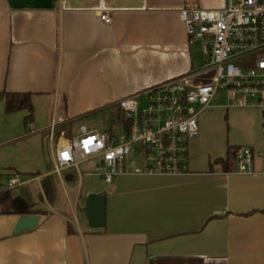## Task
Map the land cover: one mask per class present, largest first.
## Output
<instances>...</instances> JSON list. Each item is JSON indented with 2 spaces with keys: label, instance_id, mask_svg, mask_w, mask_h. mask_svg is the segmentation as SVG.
<instances>
[{
  "label": "crops",
  "instance_id": "crops-1",
  "mask_svg": "<svg viewBox=\"0 0 264 264\" xmlns=\"http://www.w3.org/2000/svg\"><path fill=\"white\" fill-rule=\"evenodd\" d=\"M183 1L0 0V92L31 93L34 105L26 126L27 110L7 113L0 99V193L17 175L21 184L8 189L44 212L34 229L21 232L15 227L23 215L0 212V264H264V161L258 158L251 174L235 171V157L229 170L217 162L230 148L260 146L263 119L257 108L214 102L223 92L199 115L200 134L190 141L181 174L128 167L112 183L104 181L105 193L83 189V176L97 175L83 174L80 164L56 171L59 138L89 127L82 119L178 76L190 75L198 85L210 81L203 45L189 38L180 18ZM201 2L210 9L224 5ZM114 112L104 129L117 122ZM59 115L64 122L52 132ZM65 124L70 135L59 136ZM74 168L79 181L71 198ZM57 176L66 194L54 206ZM46 177L51 200L42 186ZM91 193L106 198L102 228H92L86 216Z\"/></svg>",
  "mask_w": 264,
  "mask_h": 264
},
{
  "label": "built area",
  "instance_id": "built-area-1",
  "mask_svg": "<svg viewBox=\"0 0 264 264\" xmlns=\"http://www.w3.org/2000/svg\"><path fill=\"white\" fill-rule=\"evenodd\" d=\"M179 13L189 38L203 45L205 67L213 71L210 81L198 85L182 75L122 97L113 127L99 131L82 125L76 136L59 138L58 173L96 160L99 171L94 174L112 183L129 173L128 160L137 145L144 166L134 173L185 172L190 141L200 134L198 117L218 92L224 93L228 108H257L263 119L261 145L236 147L235 171L251 174L256 160L264 161V0H224L218 9L204 7L201 0H184ZM101 18L112 21L108 14ZM61 122V115L52 119V132ZM18 184L16 175L7 188Z\"/></svg>",
  "mask_w": 264,
  "mask_h": 264
},
{
  "label": "trees",
  "instance_id": "trees-1",
  "mask_svg": "<svg viewBox=\"0 0 264 264\" xmlns=\"http://www.w3.org/2000/svg\"><path fill=\"white\" fill-rule=\"evenodd\" d=\"M0 99L5 101V110L7 113H14L21 110H27L28 114L25 117V125L28 126L34 121V105L32 102L31 93H19V92H0ZM70 125L65 124L58 128L57 134L70 135L69 134ZM235 148H230L225 159L219 158L217 162L223 164L226 170H229L228 164L234 159ZM42 186L46 197L51 200L53 196V186L51 183V178L46 177L42 180ZM0 203H1V213H10L18 215H39L44 212L35 208V205L28 201L22 196H17L12 190L5 188L0 193ZM157 264H167L162 262H157Z\"/></svg>",
  "mask_w": 264,
  "mask_h": 264
},
{
  "label": "rangeland",
  "instance_id": "rangeland-1",
  "mask_svg": "<svg viewBox=\"0 0 264 264\" xmlns=\"http://www.w3.org/2000/svg\"><path fill=\"white\" fill-rule=\"evenodd\" d=\"M218 97L215 99L214 102L219 103V104H223L226 103L227 99L224 98L221 95H217ZM113 108H109L107 111L105 112H100V113H96L93 115L88 116L87 118H85L84 120L82 119V122L85 123L86 125H88L89 127H95L97 128L99 131L104 130V127H110L111 126V121L108 119V115H111L113 111H115L113 114L116 115L119 113V109L116 108L115 110H112ZM105 113L107 114L105 116ZM224 116V115H223ZM106 117V118H105ZM226 117V116H224ZM227 118V117H226ZM225 120V119H224ZM222 122V128H224V133H227V122H223V119L220 120ZM76 126V124L74 125ZM217 132L220 133V128H216ZM139 146L137 145L135 147V151L131 154L129 160H128V167L131 169H135L137 167H143L144 166V159L142 157V155L139 153ZM96 160H90V161H85L80 163V170L83 172V174H86L88 172H96L99 171L98 166L95 164ZM74 172L76 173V181L74 183H68L67 186V192L69 194V196L72 198L75 194V191H73L72 189H70L71 186H76L78 181H79V175L76 171V169H73ZM55 186H56V197H55V202L53 203L54 206H57L61 203L64 202L65 200V194L66 191L59 179V177L57 176L55 178ZM92 189V190H101L105 193H108L109 189L108 186L106 185V183H104V180L101 177H97V176H83V189ZM36 199H39V191L36 188ZM30 201H33L32 198H29ZM37 201V200H36Z\"/></svg>",
  "mask_w": 264,
  "mask_h": 264
},
{
  "label": "water",
  "instance_id": "water-1",
  "mask_svg": "<svg viewBox=\"0 0 264 264\" xmlns=\"http://www.w3.org/2000/svg\"><path fill=\"white\" fill-rule=\"evenodd\" d=\"M89 225L92 228H102L106 224V198L100 193L89 194L85 208ZM40 221L39 215L21 216L15 227V232L34 229Z\"/></svg>",
  "mask_w": 264,
  "mask_h": 264
}]
</instances>
